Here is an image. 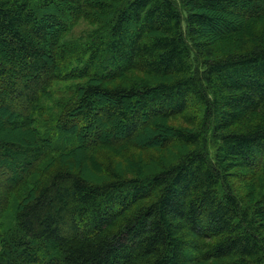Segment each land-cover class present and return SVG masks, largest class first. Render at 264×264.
Masks as SVG:
<instances>
[{"label": "trees", "instance_id": "obj_1", "mask_svg": "<svg viewBox=\"0 0 264 264\" xmlns=\"http://www.w3.org/2000/svg\"><path fill=\"white\" fill-rule=\"evenodd\" d=\"M81 18L95 27L75 45ZM68 80L83 82L42 125ZM93 121L108 140L80 144ZM102 144L179 151L96 177L74 151ZM259 173L264 0H0V264H264V193L245 205L234 186Z\"/></svg>", "mask_w": 264, "mask_h": 264}, {"label": "rangeland", "instance_id": "obj_2", "mask_svg": "<svg viewBox=\"0 0 264 264\" xmlns=\"http://www.w3.org/2000/svg\"><path fill=\"white\" fill-rule=\"evenodd\" d=\"M94 27L95 25L90 19L81 18L72 27L67 39H70L73 43L75 42V45L81 44L85 42L87 36L91 33ZM208 37L211 38L213 36L209 35ZM124 79L128 81H136L143 78L139 73L131 72L127 74ZM82 82V80H68L54 83L49 92V95L42 100V105L45 109L44 116L41 117L43 123L41 122L40 118L38 119L42 125H55L59 122L60 117L57 118V115L60 114V104L62 105V103L68 101L67 98L72 95L73 90L76 89L77 85H81ZM122 83H124V81H122ZM260 114V116H263L262 113ZM254 121H256V119L253 118L251 120H248V122H244L243 125L248 123H255ZM168 124L179 128H189L184 120L180 117L173 118L169 121ZM105 127V125H99L97 121H93L90 128H88V131L85 129L80 132V135L78 136V139L80 138V144L83 143H81V138L87 143L89 142V139L93 137V135L97 134H99L98 137H101L103 140H108L109 132L104 131ZM40 131L44 132V129L40 127ZM59 135H64V137H71L72 139H74L75 134L73 132H60ZM21 136V132L12 131L6 137L22 141L20 138ZM143 137L145 138L146 135ZM216 144V140H213L210 136H208L206 137L203 147L205 150L211 153L215 149ZM87 150L88 151L85 158L81 157V153L84 152L83 147L78 151L75 150L74 153L76 155L77 153L79 154L77 156L78 160L82 161V159H85V161H88V163H86L85 165L86 171L94 173V175L96 176L98 173H102L108 168L111 170L125 171L130 170L129 166H140V164H144V166L146 167V165L151 166L152 163H155V161L164 163V161L174 160V158L178 155L179 148L178 146H168L166 148H161L155 145L153 147L139 148L130 144H125L122 147L114 148L102 144L100 146L89 147V149ZM234 186L244 204L250 205L252 200L254 201L256 197L264 193V173H259L254 179L249 181L237 180L234 182ZM17 203L18 198L14 196L9 208L6 210L2 218L4 229H11L14 226V213L17 208Z\"/></svg>", "mask_w": 264, "mask_h": 264}]
</instances>
